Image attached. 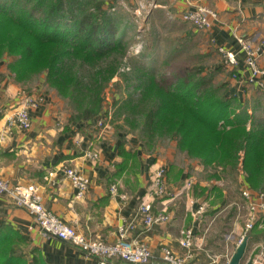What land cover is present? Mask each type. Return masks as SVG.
<instances>
[{
    "label": "crops",
    "instance_id": "crops-1",
    "mask_svg": "<svg viewBox=\"0 0 264 264\" xmlns=\"http://www.w3.org/2000/svg\"><path fill=\"white\" fill-rule=\"evenodd\" d=\"M115 2L118 6L133 8L146 23L157 18V25L167 24L183 38L188 34L209 37L214 46L233 52L237 58L234 71L237 78L229 81L227 93L236 94L239 103L249 112L264 117V72L252 74L239 42L241 37L250 40L256 51L257 67L264 70V0ZM196 5H204L216 14L203 31L180 17L184 8ZM185 26L190 33L182 29ZM207 49L206 46L202 53H207ZM40 76L34 84L36 87L16 82L7 69V59H0V176L3 179L13 184L35 185L46 208L90 238L113 242L120 234L119 228L124 227L127 238L149 246L151 264H169L161 258L164 246L177 255H186L188 264H224L230 260L243 233V217L235 206L242 201L240 190L246 185L241 171L238 170L239 182H231L225 172L215 177L213 169L205 168L197 160L181 162L174 153L177 151L174 143L167 151L161 145L146 151L130 134L107 129L106 125L96 127L74 121L62 110L63 100L43 86V76ZM24 94L42 96L29 109L28 128L10 123ZM123 138L126 147L137 150L138 167L134 172L123 171L112 180L114 163L120 160L118 145ZM158 164L166 167L170 187L179 185L186 176L193 178V184L189 193L168 198L167 221L147 227L137 210L138 197L145 194L150 173ZM68 167L80 171L89 180L81 197L76 196L77 190L65 174ZM112 184L117 185L118 193L125 194L124 198L109 191ZM202 189L204 192L198 193ZM195 198L192 203L191 199ZM202 200L207 202V208L195 214ZM152 206L154 210L160 206L159 197ZM0 209V220L27 235L29 245L49 264H97V258L86 255L76 243L41 234L34 217L8 196L0 195ZM185 229L191 231L188 248L180 244ZM246 233L248 237L239 263L250 260V264H264V225L259 226L257 222V227ZM107 264L134 263L115 257Z\"/></svg>",
    "mask_w": 264,
    "mask_h": 264
},
{
    "label": "trees",
    "instance_id": "trees-1",
    "mask_svg": "<svg viewBox=\"0 0 264 264\" xmlns=\"http://www.w3.org/2000/svg\"><path fill=\"white\" fill-rule=\"evenodd\" d=\"M118 8L115 0H0V58L9 57L7 69L16 82L42 75L67 100L73 120L86 124L107 111L105 87L121 74L130 90L115 100L114 113L137 130L144 150L168 139L213 169V176L239 170L246 185L264 189V117L227 93V82L215 80L216 70L204 73L197 66L168 81L155 68L131 61L120 31L126 11ZM122 66L128 70L120 71ZM125 140L112 180L138 167L137 150ZM0 264L49 263L27 235L0 220Z\"/></svg>",
    "mask_w": 264,
    "mask_h": 264
},
{
    "label": "built area",
    "instance_id": "built-area-1",
    "mask_svg": "<svg viewBox=\"0 0 264 264\" xmlns=\"http://www.w3.org/2000/svg\"><path fill=\"white\" fill-rule=\"evenodd\" d=\"M215 16V12L204 5L189 6L180 12L182 19L190 21L198 29H206ZM239 42L245 52V61L250 66L252 74L257 75L264 72V70L257 67L256 51L252 48L250 40L241 37ZM218 49L223 52L229 66L235 67L237 64L235 54L221 46ZM40 100H42V96L24 94L20 99L21 104L17 107L10 123H14L21 128H28L31 124L29 109L36 106ZM100 118L102 117H99L96 123L100 125L98 127H104L106 123ZM165 172L166 167L164 165L158 164L155 166L150 173L145 194L138 197L137 210L141 214L143 224L147 227L167 221L169 219L168 198L172 195L189 193L193 184V178L186 176L179 185L170 187L166 181ZM65 174L72 185L75 186L77 190L76 196L81 197L89 185L88 178L72 167L66 168ZM109 191L113 194H118L120 198L125 197V194L118 193L116 184H112ZM240 192L242 201L235 203V206L239 215L243 217V233L237 240V245L256 222H258L259 226L264 225V189L253 190L248 185H245L242 186ZM0 195L8 196L16 206L25 208L36 220L41 234L53 235L76 243L86 255L95 256L97 264H107L109 260L115 257L134 264H151L152 253L149 246L144 242L127 238L124 227L119 228L120 234L113 242L90 238L46 208L42 202L40 192L33 184H13L0 176ZM156 197L160 198V206L154 210L152 203ZM195 201L196 198L195 200L191 199L192 203ZM206 208L207 202L202 200L197 205L195 214L203 212ZM183 233L184 237L180 240V244L188 248L191 245V231L190 229H185ZM186 257V255L175 254L168 247L164 246L161 248V258L169 264H188ZM224 264H228V261Z\"/></svg>",
    "mask_w": 264,
    "mask_h": 264
},
{
    "label": "rangeland",
    "instance_id": "rangeland-1",
    "mask_svg": "<svg viewBox=\"0 0 264 264\" xmlns=\"http://www.w3.org/2000/svg\"><path fill=\"white\" fill-rule=\"evenodd\" d=\"M132 9L126 8L123 5L119 6L118 8V11H126V17L120 21V31H124L123 38L129 42L127 55L131 56V61L143 62V64L147 66L148 69L151 67L155 68L158 75H164L168 81H174V75L184 74L186 71L195 69L197 66L204 67L205 69L202 71L204 73L216 70L214 73L215 80L226 81L227 85H229V81L231 82L237 78L234 72L235 67L229 66V64L226 62L223 52H221L218 47L212 44V41L209 39V37L205 39V37L201 38L197 35L193 36L188 34L187 38H183L181 35H179L180 32H173V29L169 28L167 24L157 25L155 22L157 18H155V20L152 19V21L149 23H146L142 15L137 14ZM182 29L186 32L189 31L186 26ZM198 30L203 31V29ZM188 33H190V31ZM206 46L208 48L207 53H202ZM5 58L9 59V57L6 55L0 59ZM122 70H128V67L122 66L120 71ZM38 77L41 78V76L38 75L29 81H26L25 83L23 82V84H26L29 87H36L37 85L34 84L38 83L40 80ZM43 86L47 90H53L55 92L54 94L63 100L61 105L62 110L72 117L67 100L62 98L45 82ZM129 90L130 87L125 81L123 75H115L105 87L104 106L107 111L102 113L100 116H97V118H95L91 124H95L93 126L96 127L100 126L96 122L99 117H102L100 119L104 120L107 129L130 134L134 136L136 140H139L137 130L129 129L128 125L123 122L122 117H118L114 113L118 104L115 103V100H120L121 98L125 97ZM94 129L96 128L94 127ZM172 144L173 141L165 139L161 140L154 148L156 149V147L161 145V147L164 148V151H167L169 148L173 147L171 146ZM154 148L152 150H154ZM176 150L177 151L174 152L176 158L182 160L181 162H184V159L189 160V162L196 160L194 158L188 157L184 152H181L178 149ZM205 168L207 167L205 166ZM237 172L238 170L235 172H229L228 174L225 172L224 175L225 177H228L231 182L235 181L236 183L239 182L238 178L240 174V172ZM203 174L205 173L203 172ZM251 189L254 190V188Z\"/></svg>",
    "mask_w": 264,
    "mask_h": 264
},
{
    "label": "water",
    "instance_id": "water-1",
    "mask_svg": "<svg viewBox=\"0 0 264 264\" xmlns=\"http://www.w3.org/2000/svg\"><path fill=\"white\" fill-rule=\"evenodd\" d=\"M247 237L248 234H246L242 241L237 245L235 251L230 257V260L228 261V264H240L239 262L245 249ZM245 264H250V260H248Z\"/></svg>",
    "mask_w": 264,
    "mask_h": 264
}]
</instances>
